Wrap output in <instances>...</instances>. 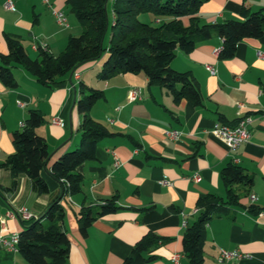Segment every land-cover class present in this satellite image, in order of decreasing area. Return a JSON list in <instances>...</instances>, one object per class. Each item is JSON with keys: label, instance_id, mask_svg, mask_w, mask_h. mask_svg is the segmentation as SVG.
<instances>
[{"label": "crops", "instance_id": "1", "mask_svg": "<svg viewBox=\"0 0 264 264\" xmlns=\"http://www.w3.org/2000/svg\"><path fill=\"white\" fill-rule=\"evenodd\" d=\"M5 1L0 0V56L7 54L9 39L20 43L30 59H39L34 44H43L47 53L58 56L69 38L81 33L68 0H11L15 11L6 10ZM243 8L251 13L264 11V0H208L197 16L208 25L241 21ZM53 11L65 15L67 27L56 23ZM108 11L112 20L110 4ZM145 18L153 20L151 15ZM182 22L188 25V18ZM108 42L109 33L103 40L105 48ZM221 44L213 34L190 52L176 50L169 63L172 70L186 73L195 83L200 95L198 105L185 99L175 103L167 90L149 85L141 73L100 80L98 74L107 53L77 68L78 81L67 74L51 86L37 81L22 67L12 68L16 88L9 89L0 81V163L14 152L12 134L22 129L27 112H38L43 123L35 133L45 139L49 153L46 170H41L40 176L48 192L37 195L24 175L12 187L10 172L1 169L0 236L22 230L21 209L47 226L45 214L56 201L63 213L54 221L69 241L67 264H124L147 233L168 240L153 251L155 259L147 264H173L171 257L175 254L180 256L178 264H189L181 246L185 228L197 220L199 199L214 195L225 200L221 171L233 163L251 176L252 185L247 195H240L238 205L228 206L223 216L207 224L204 264H218L221 249L250 256L225 264H264V59L257 57V52L264 53V34L237 43L230 59L215 55ZM207 67L215 73L211 75ZM88 89L103 92V99L91 107L89 116L112 136L99 140L95 158L77 167L82 177L81 191L70 195L47 170L62 154L78 147L81 115L76 101ZM131 89L141 91V100L127 101ZM244 116L251 118L250 137L229 152L212 130L215 124L233 127ZM53 118H58L61 126L52 125ZM166 131H177L179 138H166ZM194 175L199 176L197 182L191 180ZM106 200H113L119 209L97 218L81 235L80 210L97 207ZM251 205L260 212L251 213ZM0 264L29 263L17 250L0 245Z\"/></svg>", "mask_w": 264, "mask_h": 264}, {"label": "trees", "instance_id": "2", "mask_svg": "<svg viewBox=\"0 0 264 264\" xmlns=\"http://www.w3.org/2000/svg\"><path fill=\"white\" fill-rule=\"evenodd\" d=\"M208 0H68L76 20L81 27L77 37H70L65 49L53 56L39 51V59H30L22 45L7 41V54L0 56V81L9 88H16L11 69L22 67L28 74L44 85L51 86L57 79L75 72L81 65L96 61L107 53L98 78L107 81L120 74H143L149 85H158L172 96L175 103L182 99L194 105L200 102L195 83L186 73L169 67L176 50L190 52L195 45L213 34L222 40L218 57L222 60L234 56L237 43L244 39H258L264 34V11L241 10V21L226 20L220 24H204L197 16L200 6ZM111 5L112 20L108 6ZM151 15L153 20L142 18ZM183 18H188L184 25ZM109 33L108 46H103ZM103 99V92L88 89L76 101L81 115L79 125L80 142L76 149L65 152L49 167L48 174L65 186L70 195L81 191L82 177L76 172L81 164L95 158L99 140L112 136L100 123L89 116V110ZM43 123L42 116L29 110L20 131L12 134L14 152L0 163L12 177L14 187L19 176L28 177L37 195L48 192L46 182L40 176L46 170L49 153L43 137L35 130ZM221 180L226 191L225 200L207 195L197 202L198 217L186 226L181 246L183 256L189 264H204L203 245L206 226L214 218L223 216L228 206L238 205L241 194L247 195L252 178L233 163L221 171ZM1 190V186H0ZM242 190V193L239 192ZM119 208L113 200H106L97 207L82 208L78 215L79 232L86 234L87 228L97 218L115 213ZM251 213L260 209L251 205ZM63 210L58 202L50 205L45 214L49 224L39 220L22 221L18 233L17 251L29 264H67L69 241L54 217L61 218ZM168 240L147 233L133 247L124 264H147L155 257L153 251Z\"/></svg>", "mask_w": 264, "mask_h": 264}, {"label": "built area", "instance_id": "3", "mask_svg": "<svg viewBox=\"0 0 264 264\" xmlns=\"http://www.w3.org/2000/svg\"><path fill=\"white\" fill-rule=\"evenodd\" d=\"M4 8L6 10H9V11H15V8H14L11 0L5 1ZM52 13H53V16L55 18L56 23L60 27H67L66 17L62 12L53 11ZM32 48L34 50H39V51L41 50V51L47 52V50L43 44H34ZM219 51H220V49L215 51V55H218ZM257 57L259 59H264V53H262L260 51L257 52ZM207 69L211 75H213L215 73L213 68L207 67ZM72 78L75 81H78L79 80V74L73 72ZM141 98H142V93L139 89H131L128 91L127 101L129 103L141 100ZM18 105H19V107L23 106V104H21V103H18ZM238 105H239L238 107H240V108L242 107L241 104H238ZM51 124L54 126H61V121L58 118H53L51 120ZM250 124H251V118L248 116H244V117H240L237 120L236 125L233 127L227 126V125L215 124V126L212 130V133L222 141L224 147L229 152H234L242 144H244L248 141V139L250 137V129H249ZM21 127H23V124H21ZM165 137L172 139V140H177L179 138V133L177 131H166ZM116 165H118L117 162H116ZM191 180H193L194 182H197L199 180V176L194 175L191 178ZM250 199L253 202V201H255L256 198L253 195H250ZM19 215L22 218V220H24V221H29V220L34 219L33 215L24 209L19 210ZM182 225H183V227H185L186 223L183 222ZM17 242H18V234L17 233H4L0 236V245L3 248L16 251L17 250ZM249 257H250L249 254H243L237 250L228 251V250L221 249V250H219L216 261L218 264H225V263H229L232 261H239L242 259H247ZM179 258H180V256L178 254H175L171 257V262L173 264H178Z\"/></svg>", "mask_w": 264, "mask_h": 264}, {"label": "rangeland", "instance_id": "4", "mask_svg": "<svg viewBox=\"0 0 264 264\" xmlns=\"http://www.w3.org/2000/svg\"><path fill=\"white\" fill-rule=\"evenodd\" d=\"M109 4V3H108ZM142 18H144V17H142ZM146 19V18H145ZM107 41H108V39H107ZM106 42V41H105ZM105 44V43H104Z\"/></svg>", "mask_w": 264, "mask_h": 264}, {"label": "water", "instance_id": "5", "mask_svg": "<svg viewBox=\"0 0 264 264\" xmlns=\"http://www.w3.org/2000/svg\"><path fill=\"white\" fill-rule=\"evenodd\" d=\"M108 0H106V2H107ZM73 73V72H72Z\"/></svg>", "mask_w": 264, "mask_h": 264}]
</instances>
